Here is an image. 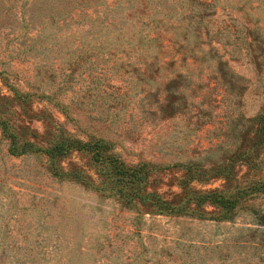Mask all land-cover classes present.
<instances>
[{
	"label": "rangeland",
	"instance_id": "rangeland-1",
	"mask_svg": "<svg viewBox=\"0 0 264 264\" xmlns=\"http://www.w3.org/2000/svg\"><path fill=\"white\" fill-rule=\"evenodd\" d=\"M262 114L264 0H0V264H264Z\"/></svg>",
	"mask_w": 264,
	"mask_h": 264
},
{
	"label": "trees",
	"instance_id": "trees-1",
	"mask_svg": "<svg viewBox=\"0 0 264 264\" xmlns=\"http://www.w3.org/2000/svg\"><path fill=\"white\" fill-rule=\"evenodd\" d=\"M260 118H263L264 119V114H262L261 116H260ZM62 147H64V144H61V145H59V147H58V149H57V153H61V148ZM127 172H126V174L128 173H130V172H132V173H130V176H129V179H135L136 177H137V172L139 173V171H138V169L135 167V168H132V169H130V170H126ZM78 179H79V177L78 176H76ZM161 199L159 198V201H160ZM214 201L215 202H217V203H224L225 205L227 204V203H230V201H225L223 198H217V199H214ZM157 206H159L162 210L163 209H168V204L166 203V202H162V201H160V203L159 202H157ZM169 212H173L172 211V208L169 210ZM174 213H183V212H181V210H178V211H176V212H174Z\"/></svg>",
	"mask_w": 264,
	"mask_h": 264
}]
</instances>
